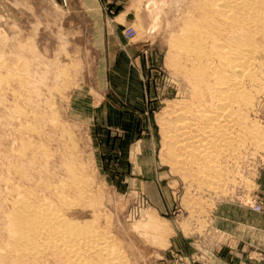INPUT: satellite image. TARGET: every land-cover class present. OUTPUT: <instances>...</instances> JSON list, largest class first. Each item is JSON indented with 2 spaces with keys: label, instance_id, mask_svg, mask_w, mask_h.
Here are the masks:
<instances>
[{
  "label": "rangeland",
  "instance_id": "rangeland-1",
  "mask_svg": "<svg viewBox=\"0 0 264 264\" xmlns=\"http://www.w3.org/2000/svg\"><path fill=\"white\" fill-rule=\"evenodd\" d=\"M198 3L0 0V264H64L13 255L6 215L19 190L56 200L63 186L74 201L65 216L107 233L121 264H210L211 211L228 201L262 206L264 91L251 130L231 136L229 179L208 186L175 160L173 123L196 96L173 40L201 16ZM127 9L135 19L122 33L132 27L136 47L116 56L101 35ZM179 235L186 252L169 248Z\"/></svg>",
  "mask_w": 264,
  "mask_h": 264
},
{
  "label": "bare ground",
  "instance_id": "bare-ground-1",
  "mask_svg": "<svg viewBox=\"0 0 264 264\" xmlns=\"http://www.w3.org/2000/svg\"><path fill=\"white\" fill-rule=\"evenodd\" d=\"M198 8L201 16L173 40L196 97L175 119L171 139L175 160L195 167L196 177L215 188L231 176L222 164L233 132L251 130L248 118L264 91V0H199ZM56 191V200L17 192L6 215L13 255L121 264L108 234L65 216L63 208L74 201L63 186Z\"/></svg>",
  "mask_w": 264,
  "mask_h": 264
},
{
  "label": "crops",
  "instance_id": "crops-1",
  "mask_svg": "<svg viewBox=\"0 0 264 264\" xmlns=\"http://www.w3.org/2000/svg\"><path fill=\"white\" fill-rule=\"evenodd\" d=\"M121 18V19H120ZM135 19L131 9L124 10L114 16L115 21L111 30L106 31V39L114 54L123 55L124 52H134L136 44L127 40L123 35L124 26L130 25ZM121 20V21H119ZM130 63V62H129ZM127 64L128 70H136ZM114 66H111V70ZM140 76V75H139ZM139 97H147L143 77H139ZM124 86H129V78H122ZM141 85V86H140ZM128 97L127 91L120 90ZM256 191L262 198V209L253 211L250 206H243L234 201H228L223 206H217L211 211L210 230L212 231L208 247L213 249L210 264H263L264 263V170L256 180ZM187 240L182 236L174 237L169 241V248L186 252ZM199 264V263H198Z\"/></svg>",
  "mask_w": 264,
  "mask_h": 264
},
{
  "label": "built area",
  "instance_id": "built-area-1",
  "mask_svg": "<svg viewBox=\"0 0 264 264\" xmlns=\"http://www.w3.org/2000/svg\"><path fill=\"white\" fill-rule=\"evenodd\" d=\"M124 36L128 39H130L134 36V30L132 29V27H126V29L124 30ZM250 204H251L253 211L258 212L262 209L260 202H258L257 200L250 202Z\"/></svg>",
  "mask_w": 264,
  "mask_h": 264
}]
</instances>
